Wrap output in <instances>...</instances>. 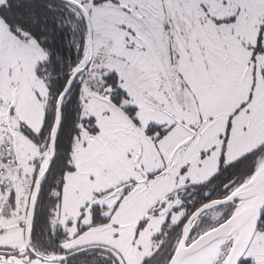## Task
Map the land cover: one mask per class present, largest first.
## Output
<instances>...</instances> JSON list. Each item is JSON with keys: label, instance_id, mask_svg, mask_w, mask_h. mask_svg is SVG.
<instances>
[{"label": "snow or ice", "instance_id": "6c2138e0", "mask_svg": "<svg viewBox=\"0 0 264 264\" xmlns=\"http://www.w3.org/2000/svg\"><path fill=\"white\" fill-rule=\"evenodd\" d=\"M0 264H264V0H0Z\"/></svg>", "mask_w": 264, "mask_h": 264}]
</instances>
